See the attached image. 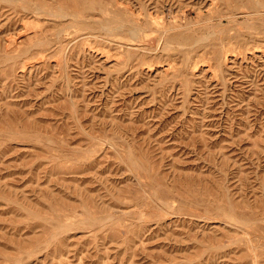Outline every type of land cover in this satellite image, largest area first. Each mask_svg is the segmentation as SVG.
Listing matches in <instances>:
<instances>
[{"label":"rangeland","instance_id":"374dc122","mask_svg":"<svg viewBox=\"0 0 264 264\" xmlns=\"http://www.w3.org/2000/svg\"><path fill=\"white\" fill-rule=\"evenodd\" d=\"M0 264H264V0H0Z\"/></svg>","mask_w":264,"mask_h":264}]
</instances>
